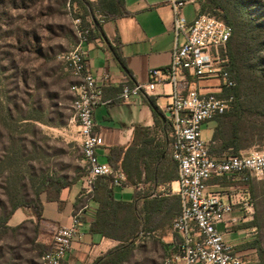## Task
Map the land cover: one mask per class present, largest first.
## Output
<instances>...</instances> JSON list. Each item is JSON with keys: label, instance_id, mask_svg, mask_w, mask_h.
<instances>
[{"label": "built area", "instance_id": "built-area-1", "mask_svg": "<svg viewBox=\"0 0 264 264\" xmlns=\"http://www.w3.org/2000/svg\"><path fill=\"white\" fill-rule=\"evenodd\" d=\"M168 3L173 11L175 42L166 72L172 87L166 113L172 130V156L178 164L175 193L180 197L182 209L172 226L178 236L177 252L166 255L161 264H244L217 226L237 223L227 216L238 207L253 213L252 200L250 197L239 199L244 189L234 186L228 187L222 196L209 189V182L222 178L232 182L252 181L264 174V152L251 151L216 159L211 156L210 141L202 137L203 127L225 114L235 101L233 95H221L224 89L232 90L237 85L229 71V41L233 30L224 20L208 13H198L189 23L183 10L198 0H168ZM67 10L75 41L70 49L57 54L56 59L79 80L70 91L72 119L79 127L85 170L80 194L82 204L73 212L70 225L56 230L51 249L42 256L40 264H66L65 258L74 241L82 236L80 227L91 209L95 184L100 177L111 178L119 187L126 186L127 181L121 169L101 162L97 154L104 141L96 129L94 110L104 101V87L113 82L109 75L96 78L87 68L84 44L94 31L93 21L90 17L77 16L72 0H67ZM97 18L104 22L102 15L98 14ZM149 76L146 84L123 85L119 99L128 102L155 92L164 82L161 70L151 69ZM202 80H218V90L204 92Z\"/></svg>", "mask_w": 264, "mask_h": 264}, {"label": "rangeland", "instance_id": "rangeland-1", "mask_svg": "<svg viewBox=\"0 0 264 264\" xmlns=\"http://www.w3.org/2000/svg\"><path fill=\"white\" fill-rule=\"evenodd\" d=\"M223 1L229 6L237 1L256 2L260 8L255 4L248 8L257 13L264 7V0ZM74 41L67 0H0V220L8 218L16 204L35 201L45 179L71 181L85 174L81 146L71 124L70 73L56 59ZM255 56L247 55L241 62L242 100L246 103L247 94L259 80L251 69L257 64ZM218 84V80L201 81L204 92L217 91ZM31 116H40L42 121ZM216 126L214 120L203 127L205 141L212 139ZM251 151L264 152V143L241 154ZM252 187L248 194L254 219L258 216L255 237L264 250V174L253 178ZM54 209L55 205H50L48 215ZM35 234L32 224L0 227V264L33 262L40 251ZM149 248L158 251L153 243ZM152 251H147L146 242L141 241L125 264H161L166 255Z\"/></svg>", "mask_w": 264, "mask_h": 264}, {"label": "crops", "instance_id": "crops-1", "mask_svg": "<svg viewBox=\"0 0 264 264\" xmlns=\"http://www.w3.org/2000/svg\"><path fill=\"white\" fill-rule=\"evenodd\" d=\"M123 1L124 13L109 17L102 24L101 36L96 35L84 44V50L87 52V68L96 78L101 79L105 75H109L113 82L111 85L104 87V101L94 110L96 129L102 135L104 141V146L97 150V154L99 160L106 163H109L108 156L113 148H123L125 153L132 149L133 155L130 156V159H133L134 153L144 147L143 139L146 134L144 129L148 130V138L154 136L155 141L162 138V132L156 123L146 97H153L156 100L157 106L167 119L166 107L171 102L172 87L166 79V72L171 63V53L175 42L172 8L168 0ZM192 6L194 8H191ZM199 12L200 5L198 3L188 4L183 10V14L189 23L195 19ZM120 60H123L125 67ZM151 69L161 70L164 82L159 84L155 92L148 96L132 98L128 102H122L119 99L122 86L148 83ZM67 73L69 72L67 71ZM78 81L71 74L68 76L67 86L68 93L72 96L71 102L73 95L70 87ZM72 118L73 112L71 117L72 129L75 140L81 146L79 127ZM208 124L205 126H208ZM138 126H141L142 129H138ZM124 157V155H121L118 158V164L122 163ZM80 162L82 164V147ZM141 172L142 183L139 188L132 185L123 187L114 185L115 201L132 203L135 199V192L149 188L150 185L145 183L146 173L142 165ZM81 176L75 185L62 191L61 204L48 201L47 196H43V211L40 221L37 220L31 210L19 209L12 216L9 225L18 227L32 224L36 229L37 234H35L34 241L38 244L40 251L37 258L33 262H28V264H40L42 256L50 249L56 230L61 226L70 225L73 212L82 204L80 194L84 174L82 173ZM209 185L211 191L222 196L228 190V187H223L217 183L210 182ZM171 188L175 193L178 189L177 183H173ZM165 190V185L158 186L156 183L154 192H160L162 195L158 198L152 197L148 202L161 200L162 198H166L169 202L165 206L162 204L153 214L154 218L159 219L155 220L154 223L157 228L151 234L144 235L141 232L138 241V243L141 241L146 242L147 251H152L149 245L153 243L158 251L154 250L150 253H158L159 255L164 253V256L176 254L178 242V236L173 233L170 226L172 220L165 219V217L167 218L168 207L175 200L173 196L167 195ZM248 193L247 190L240 192L239 199L246 200L249 198ZM52 204L55 205L54 213L52 214L53 211H51L48 215L47 209ZM144 205L145 202H141L138 207L142 208ZM97 207L98 204L93 201L91 209L83 218L80 227L82 236L74 241L71 252L65 258L66 264H93L120 245V241L116 239L104 237L91 231V227L96 220ZM178 208L177 205L176 209L171 211L170 215L172 217L175 216ZM253 213H250V210L247 212L238 207L227 216L228 220L235 219L237 223L228 224L227 226L225 223H221L217 226L224 240L243 258L244 264H261L257 248L251 246L256 240Z\"/></svg>", "mask_w": 264, "mask_h": 264}, {"label": "trees", "instance_id": "trees-1", "mask_svg": "<svg viewBox=\"0 0 264 264\" xmlns=\"http://www.w3.org/2000/svg\"><path fill=\"white\" fill-rule=\"evenodd\" d=\"M75 5L77 16L91 18L94 31L90 39L94 36H101L102 24L97 15L103 16V21L109 17H114L124 13L125 6L123 0H72ZM200 5L199 13H208L224 20L232 27V36L229 41L230 68L233 79L237 85L234 89H224L221 95H233L235 101L231 108L215 120V128L212 139L210 140L211 156L222 159L231 155H240L248 151L257 143H264V7L260 13L248 5L255 4L254 7L260 8L256 2L246 3L237 1L233 6H229L223 0H198ZM256 54L257 64L251 65V69L257 73L259 80L254 86L255 89L247 94L248 101L243 102L242 85L244 82L243 65L241 62L247 55L249 57ZM121 64L125 67L123 60ZM156 123L162 132V138L155 141L154 136L148 138V130L144 131V147L138 149L133 159H130L132 149L125 153L123 148H113L108 156L109 164L119 168L127 177L126 186L132 185L139 188L142 181L141 165L145 170V183L149 184L146 190L135 192V199L132 203L115 201L114 184L109 177H100L94 189L93 201L98 204L96 220L91 227L93 233L101 234L120 241V245L105 256L96 260L93 264H125L132 253L137 248V243L143 234H151L157 227L154 225L153 217L155 211L163 204H168L166 198L148 202L152 197H160L162 193L154 192V187L165 185L167 195L173 196V202L167 211V220H172L170 226L181 213V200L171 188L172 184L178 180V164L172 156V137L171 124L157 106L153 97H146ZM248 104V105H247ZM39 111H37V114ZM37 121H42L40 116H31ZM163 117V119L161 118ZM164 120V121H163ZM142 129L141 126L137 127ZM125 156L122 163L118 164L119 157ZM164 156V157H163ZM85 175V174H84ZM81 175H76L71 181L62 178L50 177L45 179L40 189L36 193V199L32 203L16 204L8 218L0 220V227H7L10 218L18 209H30L38 221L42 219L44 195L51 202L61 204V193L67 187L75 185ZM223 187L234 186L237 189L253 191V180L244 182H232L222 179L211 180ZM209 182V183H210ZM167 201V202H166ZM145 202L142 208L138 205ZM179 206L175 216H171L172 210ZM144 212V214H143ZM258 216L254 220V225H258ZM24 226V225H23ZM251 246L256 247L259 252L261 264H264V250L260 241L256 239ZM39 247V246H38ZM51 249V245H50ZM49 249V250H50ZM48 250V251H49ZM46 251V252H48ZM45 252V253H46Z\"/></svg>", "mask_w": 264, "mask_h": 264}, {"label": "water", "instance_id": "water-1", "mask_svg": "<svg viewBox=\"0 0 264 264\" xmlns=\"http://www.w3.org/2000/svg\"><path fill=\"white\" fill-rule=\"evenodd\" d=\"M163 119V117H161Z\"/></svg>", "mask_w": 264, "mask_h": 264}]
</instances>
